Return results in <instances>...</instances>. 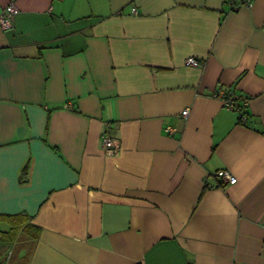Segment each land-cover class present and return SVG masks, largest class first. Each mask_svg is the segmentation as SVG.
Segmentation results:
<instances>
[{"label": "crops", "instance_id": "obj_1", "mask_svg": "<svg viewBox=\"0 0 264 264\" xmlns=\"http://www.w3.org/2000/svg\"><path fill=\"white\" fill-rule=\"evenodd\" d=\"M247 1L14 0L0 212L25 217L0 264H264V0Z\"/></svg>", "mask_w": 264, "mask_h": 264}, {"label": "built area", "instance_id": "obj_2", "mask_svg": "<svg viewBox=\"0 0 264 264\" xmlns=\"http://www.w3.org/2000/svg\"><path fill=\"white\" fill-rule=\"evenodd\" d=\"M244 5H250V3L247 0H243ZM17 7L15 5L14 0L10 1L1 11L0 13V25L2 28H8L11 25V21L13 19V16L17 12ZM132 11L135 12V9L132 8ZM202 60H199L195 57L189 56L185 59V64L192 67H197L202 65ZM238 95L230 92L227 95H224L223 102L225 106L235 109L237 111H240V106L237 103ZM246 100H243V103L245 104ZM66 105H69V102H67ZM243 106V104H242ZM188 113V108H184L181 111L182 115H186ZM241 113V112H240ZM240 119L245 120V115L241 114ZM102 146L105 152L114 154L118 151V143L117 140L112 137L108 133H102L101 138ZM215 175L219 177L223 182H229L233 183L236 181V177L232 175L228 170L225 169H218L215 171Z\"/></svg>", "mask_w": 264, "mask_h": 264}, {"label": "trees", "instance_id": "obj_3", "mask_svg": "<svg viewBox=\"0 0 264 264\" xmlns=\"http://www.w3.org/2000/svg\"><path fill=\"white\" fill-rule=\"evenodd\" d=\"M237 103L241 107L240 110L242 109V105L240 103V97L238 96L237 98ZM243 114L245 115L244 112L240 113V115ZM240 119V118H239ZM25 214L23 213H1L0 212V222H8L10 224V230L8 231H3L0 230V242H6L13 239L15 233L18 230L19 223L22 220Z\"/></svg>", "mask_w": 264, "mask_h": 264}]
</instances>
